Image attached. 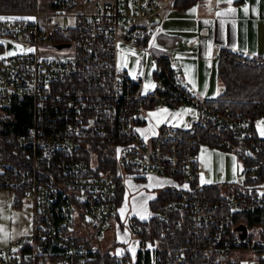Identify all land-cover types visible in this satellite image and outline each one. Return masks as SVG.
<instances>
[{
  "label": "built area",
  "instance_id": "2783aa9c",
  "mask_svg": "<svg viewBox=\"0 0 264 264\" xmlns=\"http://www.w3.org/2000/svg\"><path fill=\"white\" fill-rule=\"evenodd\" d=\"M163 13L160 0L0 6V17L12 18L0 19V36L28 47L0 57V116L12 120L24 102L33 112L24 131L0 124V191L32 206V230L0 244V264H253L243 256L248 250L264 264V135L257 127L264 100L241 111L196 96L169 57L147 47ZM119 43L154 54L153 88L128 74ZM221 55L264 65V56L227 47ZM159 107L186 113L157 123ZM213 133L216 143L240 147L241 183L197 184L198 148ZM94 140L112 150L122 182L162 179L148 214L122 219L124 182L120 191L112 174L94 172L87 158ZM110 228L114 241L106 247Z\"/></svg>",
  "mask_w": 264,
  "mask_h": 264
},
{
  "label": "crops",
  "instance_id": "0c3cea01",
  "mask_svg": "<svg viewBox=\"0 0 264 264\" xmlns=\"http://www.w3.org/2000/svg\"><path fill=\"white\" fill-rule=\"evenodd\" d=\"M160 1L164 13L153 29L158 32V52L169 57L175 71L199 98L211 99L215 94L213 89L219 79L216 55L220 49L264 56V0H232L231 4L227 0H196L185 8L176 7L174 0ZM162 110L171 109L159 107L152 118L159 122L175 119V114L170 113L159 117ZM124 179L141 189L132 192L124 185L125 205L137 195L148 202L162 182L156 176L148 180Z\"/></svg>",
  "mask_w": 264,
  "mask_h": 264
},
{
  "label": "rangeland",
  "instance_id": "374dc122",
  "mask_svg": "<svg viewBox=\"0 0 264 264\" xmlns=\"http://www.w3.org/2000/svg\"><path fill=\"white\" fill-rule=\"evenodd\" d=\"M6 40L0 36V44L5 45V49L0 47V57L7 54L26 51L28 47L22 41H14L13 38ZM158 32L153 31V34L148 38L147 47L158 52L159 45ZM119 59L124 60L128 65V74L135 79L141 81V85L145 88H153L156 83L154 71L158 68V62L154 58V54L139 46L131 44L119 43ZM67 49L59 50V53H66ZM206 80H204V83ZM215 94L210 98H217L224 90V85L217 79L214 89ZM175 114V119L170 121L176 122L179 115L186 113L185 109L172 108L170 112L162 110L159 117H164L170 114ZM1 115V113H0ZM154 122L160 123L156 118H152ZM166 121V120H165ZM264 118L257 122V127L260 134L264 130ZM183 127L186 123L183 122ZM262 135V134H261ZM232 143V142H230ZM240 147L236 144L225 146L213 145L211 143H203L198 148L199 158V180L198 185H221L225 187L228 183L239 184L244 178V160L239 154ZM124 185L132 192L141 190L137 186L132 185L131 182H126L123 177ZM138 194V193H137ZM15 193L10 190L0 191V244L7 245L14 238L21 234H26L32 230V206L28 202L17 206L15 204ZM151 210L148 202L142 200L141 195L133 199L131 203L121 206L122 219H127L129 215L148 214ZM114 241V228L106 231L103 238V243L106 247L112 246ZM243 256L248 259L250 263L256 264V253L254 251H244Z\"/></svg>",
  "mask_w": 264,
  "mask_h": 264
},
{
  "label": "trees",
  "instance_id": "16d2710c",
  "mask_svg": "<svg viewBox=\"0 0 264 264\" xmlns=\"http://www.w3.org/2000/svg\"><path fill=\"white\" fill-rule=\"evenodd\" d=\"M196 0H174V5L178 8H185ZM38 0H0L2 8H29L34 7ZM217 75L224 85V90L217 98L210 101H220L238 110L245 111L254 107L255 102L264 100V65H237L233 61L220 56L217 64ZM33 122V112L27 102L20 103L15 108L12 120L5 121V117L0 116V124L10 126L14 131H24ZM215 133L210 135L209 141L213 145L225 146L226 143H216ZM98 140L93 141L91 150H88V159L96 162L94 172L97 174H112L118 182L120 191L123 190V182L118 173V164L112 154V150L106 144L98 146ZM92 151V153H90ZM231 262V261H229ZM232 264V263H231Z\"/></svg>",
  "mask_w": 264,
  "mask_h": 264
},
{
  "label": "snow or ice",
  "instance_id": "6c2138e0",
  "mask_svg": "<svg viewBox=\"0 0 264 264\" xmlns=\"http://www.w3.org/2000/svg\"><path fill=\"white\" fill-rule=\"evenodd\" d=\"M227 2H228L229 4H231V3H232V0H227ZM192 11H195V9H193ZM230 11H234V9H230ZM244 11L247 12L248 9L245 8ZM218 15H219V14H218ZM0 19H12V18H3V17H0ZM260 123L264 124V122H260ZM261 134L264 135V130H262V133H261ZM185 187H186V185H185Z\"/></svg>",
  "mask_w": 264,
  "mask_h": 264
},
{
  "label": "water",
  "instance_id": "95a60500",
  "mask_svg": "<svg viewBox=\"0 0 264 264\" xmlns=\"http://www.w3.org/2000/svg\"><path fill=\"white\" fill-rule=\"evenodd\" d=\"M63 45H64V44H59L58 46L61 47V46H63ZM240 227H242V228L245 229V226H243V225H241ZM245 234H246V232L244 231L243 234H242V236H245Z\"/></svg>",
  "mask_w": 264,
  "mask_h": 264
}]
</instances>
